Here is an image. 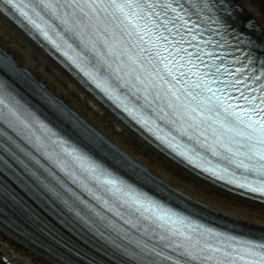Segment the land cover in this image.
Wrapping results in <instances>:
<instances>
[{
  "label": "snow or ice",
  "instance_id": "snow-or-ice-1",
  "mask_svg": "<svg viewBox=\"0 0 264 264\" xmlns=\"http://www.w3.org/2000/svg\"><path fill=\"white\" fill-rule=\"evenodd\" d=\"M5 11L175 156L264 197V42L230 23L229 0H0ZM10 74L18 69L0 53V152L6 144L24 152L10 130L57 170L17 157L70 220L103 241L100 261L77 253L79 264H264V241L195 223L69 143L21 102Z\"/></svg>",
  "mask_w": 264,
  "mask_h": 264
},
{
  "label": "bare ground",
  "instance_id": "bare-ground-1",
  "mask_svg": "<svg viewBox=\"0 0 264 264\" xmlns=\"http://www.w3.org/2000/svg\"><path fill=\"white\" fill-rule=\"evenodd\" d=\"M246 19L253 18L264 35V2L235 0ZM0 47L61 98L112 143L153 175L182 194L241 222L264 229V205L225 193L201 181L148 147L125 129L46 56L0 17ZM0 254L16 264H54L0 229Z\"/></svg>",
  "mask_w": 264,
  "mask_h": 264
},
{
  "label": "rangeland",
  "instance_id": "rangeland-1",
  "mask_svg": "<svg viewBox=\"0 0 264 264\" xmlns=\"http://www.w3.org/2000/svg\"><path fill=\"white\" fill-rule=\"evenodd\" d=\"M262 2H264V0H262Z\"/></svg>",
  "mask_w": 264,
  "mask_h": 264
}]
</instances>
